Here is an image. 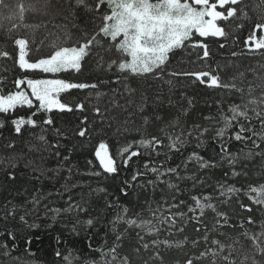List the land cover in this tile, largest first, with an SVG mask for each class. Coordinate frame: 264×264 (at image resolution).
<instances>
[{
  "label": "trees",
  "instance_id": "1",
  "mask_svg": "<svg viewBox=\"0 0 264 264\" xmlns=\"http://www.w3.org/2000/svg\"><path fill=\"white\" fill-rule=\"evenodd\" d=\"M6 2L12 4L16 0H6ZM244 3L247 5L251 19L231 22L233 27L236 24H243V28L233 32V38L236 40L234 46L220 50L210 40L215 55L210 60L201 63H192V61H196L198 50H177L165 70L164 80L170 78L167 75L168 72L207 71L215 69L217 62L226 65L228 60L224 57H228L234 65L238 66V68L228 67L222 70L221 75L225 79L235 71L244 72L245 84L247 81H254L252 70H255L256 76H264V53L249 52L243 44L253 24L259 22L260 12L252 10L259 0H244ZM47 13L46 16L29 14L27 22L45 23L47 31L55 32L61 36L62 30L55 26L62 25L73 38L77 34L78 28L87 27L90 29L93 27L91 22L93 14L86 13L83 8H76L75 0H49ZM6 27H8L7 24H5ZM45 34L44 29L38 32L37 41L42 39ZM9 46L4 29H0V47L7 48ZM231 51H236L238 55L234 58L230 57ZM107 59L106 57L105 60L107 61ZM20 75L21 72L11 60L0 59V78H4L9 87L11 82ZM117 76L120 77V82H117ZM59 78L69 79L75 83L98 85L96 89H72L68 93L62 94V100L73 104V106L75 103H84L86 107L83 111L74 109L73 112L61 113L54 110L52 113H37L34 117L37 121H42L49 115L53 118L54 125L43 126V134L49 143L59 142L61 145L60 157L51 156L47 151L36 153L29 150L31 145L26 142L40 144L35 139L41 134L40 127L35 129L26 127L22 136H17L14 133L11 120L17 116L31 115L35 111L34 108L30 110L24 107L12 113H0V121L4 123V127L0 128V159L15 154L21 155L15 169H8L0 165V209L8 201L18 205L26 204L28 209L27 223H22L19 220V216L24 214L23 211L18 212L15 218L9 217L7 220L0 218V243L8 240L9 246L13 243L16 245L11 252L12 257L20 258L24 264H66L64 257L71 253L72 264H89L93 261L103 264L105 260L111 259L110 255H107L108 250L116 246L119 255H129L133 264H144V260L148 259L150 253L142 250L140 256H136L132 252V249L137 247L136 234L140 230L123 222L114 225L113 221L118 215H124L123 208L125 207L129 210L126 218L134 219L139 215L147 219L150 216L149 205L155 208L158 202L165 199L171 203L174 190L169 189L167 183H162L161 180L178 185L182 193L178 196V200H184L186 205L193 203L190 195H212L214 197L212 202L217 205L218 211L227 214L229 224L234 227L226 226L219 229V232L225 234L223 236L219 235V232H211L209 240L219 239L222 242L230 243L229 237L236 239L244 228L259 230L257 226L264 222V207L255 205L243 194L234 195L227 202H222L217 182L244 189L249 185L264 184V167H262L264 160L255 157L251 161H241L236 165V171L246 172L247 176H232L230 166L226 161H221L219 143L214 139L215 128L218 125L214 120L205 119V117L218 119L221 109L226 112L230 104L240 102L238 94L222 88H210L206 83L193 82L194 78L184 77L174 78L175 88L169 93L168 86L163 81L153 80L151 77L145 80L133 77L128 73L121 74L115 69H108L106 63L98 66L94 59H89L84 64L82 72L62 73ZM127 89H133L135 92L130 96ZM97 92L103 94L99 100L96 96ZM157 93H161L159 98H157ZM142 94L148 98L147 106L142 114L136 110L134 105L123 109L117 107V105H126L128 99L138 103ZM182 94L192 100L191 106L187 99L181 98ZM256 95H259V90ZM169 99L173 101L171 105ZM98 103L104 112L103 117L93 111V106ZM181 109H186V112L182 113ZM143 116L149 117L147 125L144 123ZM156 116L161 119L157 120ZM85 117L88 118L86 126L91 129L89 136L81 138L73 135V129L79 126ZM177 119L179 120L178 125L168 127L170 122ZM126 120L128 123L125 125ZM194 125H199L201 131L203 128H208L209 131L199 135L193 130ZM125 126L129 129L127 133L123 132ZM57 128L64 130L65 135L56 136L55 129ZM118 128H121L120 132H117ZM162 128H167L168 135L173 137L183 132L187 142L182 146L178 145L179 151L170 150L168 147L170 141L165 133L160 131ZM134 129H140V132H136ZM141 134H143V138H150L152 135L159 136L163 144L156 150L141 148L143 154L132 158L127 168L120 167L118 174L108 176L90 174L92 171H100L97 167L98 161L94 157V147L101 138H106L110 151L115 152L118 148L139 140ZM9 139L15 141L14 151L2 147ZM247 147L250 148L251 145L249 144ZM229 148L233 153L241 148L247 151L244 145L235 141L230 143ZM156 151L160 154L156 155ZM149 152H151L150 167L159 166L160 172H164L166 167L179 165V175L190 177L195 173L202 179L206 178V183L193 190L190 179L179 180L176 176L165 175L157 180L156 174L144 167L145 163L149 161ZM193 152L198 153L205 161L217 162L219 166L204 170L200 169L195 161L188 162L185 166V162ZM41 155L44 157L43 162L40 160ZM64 156L68 157L67 161H63ZM117 159L120 160V157ZM30 160L35 161V164L44 172L43 175L34 172L32 167L25 166ZM88 160L93 161L91 166L87 164ZM68 168L72 169L70 178ZM56 169H59V172L55 171ZM8 171L15 172L16 179L14 181L8 179ZM137 171L144 175L138 177L136 181H132L131 177ZM225 173H228V176H225ZM37 176L39 179H36ZM124 181H128L127 194L121 191L122 188H125ZM148 181H156V183L151 185L148 184ZM66 183L67 190L64 187ZM72 185H76V187H72ZM99 188L106 189V191H96ZM33 195L39 197V202L35 205L31 203ZM109 202L118 206L109 207ZM241 204L250 206L252 211L242 209ZM77 205L85 210H79ZM56 209L60 211L57 212ZM174 211L187 212V207L181 206ZM195 215H199V213L197 212ZM2 216L3 212L0 211V217ZM249 216L256 221V225L247 223ZM89 219L93 220L91 225L87 224ZM215 219V213L208 210L203 217L202 224H197L195 221H178L176 227H182V232L175 229L171 233L162 230L158 237L160 240L183 241L187 237L182 248L163 249L161 246L164 264H176L177 261L183 264L187 257L198 256L201 251H204L203 243L194 247L192 241L202 237L204 225L211 228ZM241 223L244 224V228L240 227ZM197 227L201 228L199 233L196 232ZM6 230L15 233V241L3 236ZM120 233H124L123 238L117 241L116 237ZM154 238L157 237H145L146 240ZM240 243L245 250L250 249L249 241L241 237ZM57 252L60 253V256L56 255ZM257 259L262 258L257 257ZM210 261L209 257L199 261L198 264H210ZM0 264H11L10 257L0 254ZM149 264L152 262L149 261Z\"/></svg>",
  "mask_w": 264,
  "mask_h": 264
},
{
  "label": "snow or ice",
  "instance_id": "2",
  "mask_svg": "<svg viewBox=\"0 0 264 264\" xmlns=\"http://www.w3.org/2000/svg\"><path fill=\"white\" fill-rule=\"evenodd\" d=\"M49 0H16L15 3H7L6 0H0V29H4L9 40V47H0V59L11 60L15 67H18L21 75L16 77L9 87L4 78H0V113L8 114L15 112L19 108L27 107L35 109L31 115L17 116L11 120L13 131L17 136H22L26 127L35 129L41 128V134L35 139L40 142L39 145L29 143L30 151L36 153L49 152L51 156L60 157L61 145L59 142L51 144L43 134V126H53L54 120L49 115L42 121H37L34 117L37 113H52L57 110L63 112H73L75 110L83 111L84 103L70 104L62 100V94L68 93L72 89H96L97 84L75 83L69 79L59 78L62 73H80L84 64L89 59H94L98 66L106 63L108 69H115L118 73H128L133 77H140L147 80L151 77L153 80L163 81L168 86L169 93L175 88L174 78H194L193 82L207 84L210 88H222L229 92L238 94L239 103L233 102L229 105L225 112L221 109L218 119L215 117H205L208 120H214L218 127L215 128L214 139L219 143L221 161H226L232 169V176H247L246 172L236 171V165L241 161H251L255 157L264 160V76H256L255 70L254 81H247L245 84V74L241 71H235L232 75L225 79L221 75V71L228 67H236L233 62L228 60L226 65L217 62L216 68L211 70L197 71H173L168 72L170 77L164 80L165 70L171 62V57L175 55L177 50L191 49L197 51L196 61L192 63H201L210 60L215 53L212 49L211 40L218 49H228L236 44L233 38V32L236 29L243 28V24H236L233 27V21L249 20L251 17L247 11V5L244 0H75L76 8H83L86 13L92 15V28H78L77 34L70 35L64 26L56 25L55 27L62 30V36L55 32L47 31L45 23H28L29 14L47 15ZM254 12L259 11V22L253 24L251 31L243 41L244 47L249 52L264 53V0L253 6ZM98 14V15H97ZM5 24L8 27L5 28ZM73 27H76L73 25ZM42 29L46 34L42 39L37 41V33ZM26 33V34H24ZM231 41V44H230ZM236 51L230 52V57H236ZM115 56L116 58H112ZM108 58L107 61L105 58ZM206 67H208L205 64ZM51 77V78H49ZM127 78V77H125ZM117 82L120 77L117 76ZM259 90V95H256ZM131 96L135 90L127 89ZM161 93H157V98ZM103 94L96 93L99 100ZM187 99L189 106L192 104L190 98ZM147 96L141 95L139 102L132 99L126 101V105H117L120 108H126L134 105L139 113H143L147 106ZM173 101L169 99L171 105ZM106 110V109H105ZM93 111L104 116L99 103L93 106ZM186 112V109H181ZM131 115V113H129ZM145 125L149 122L148 116L142 117ZM157 120L161 117L156 116ZM87 117L81 121V124L73 129V135L84 138L88 137L91 129L86 126ZM126 120L124 124L126 125ZM179 124L177 119L170 122L168 127H175ZM248 125V126H246ZM111 126V125H109ZM4 127V123L0 121V128ZM193 130L203 135L209 131L208 128H201L194 125ZM121 128L117 129L120 132ZM140 132V129H134ZM165 133L170 141L168 145L170 150L179 151L178 145L182 146L187 141L184 139V133L171 136L168 135L167 128L160 129ZM123 132H129V129L123 127ZM190 134V133H189ZM55 135L62 137L65 131L55 129ZM232 141L238 142L247 148L239 149L233 153L230 151L229 145ZM202 143V142H201ZM163 141L159 136L152 135L150 138H141L132 141L125 146L118 148L115 152L110 151L109 143L106 138H101L99 143L94 147V157L98 161L97 167L100 171H92L90 174L94 176L118 174L120 167L127 168L129 161L134 157H139L143 153V149L156 150ZM251 145L248 148V145ZM6 150H15V141L7 140L2 145ZM160 153L156 151V155ZM149 161L145 163V169L156 174L157 180L165 175L176 176L179 180L190 179L192 181V189L197 186L204 185L206 178L202 179L195 173L190 177L179 175L180 166L166 167L164 172H160L159 166L150 167L151 152L148 153ZM120 157V160L117 159ZM20 154L11 155L5 159H0V165L15 169ZM40 160L43 162L44 157L41 155ZM68 157L64 156L63 161H67ZM195 161L200 169H210L218 167L219 164L214 161H205L198 153L193 152L188 162ZM88 165H92L93 161L88 160ZM26 167H32L34 172L41 175L44 172L35 164V161H28ZM264 167V165H262ZM55 171L59 172V169ZM69 178L72 175V169H67ZM144 175L137 171L132 175L131 180L136 181L138 177ZM228 176V173H225ZM7 177L14 181L16 175L14 171H8ZM39 179V176L36 177ZM167 183L169 189L174 192L171 196V203L168 200L158 202L153 208L149 205L148 211L150 216L145 219L137 215L136 218H126L128 209L123 208L124 215H118L113 224L123 222L124 224L137 228V247L132 249L136 256H140L141 251L150 253L144 264H164V256L161 250L171 248H182L187 241V237L183 241H172L169 239H158L162 230L172 232L173 229L182 232L183 228H177V222H192L197 224L203 223V217L206 211L211 210L215 213V222L209 228L204 225V234L202 237L193 240L194 247L204 244V251L198 256L187 257L183 264H198L207 258H211L210 264H264V222L260 223L258 231L244 228L241 223L240 227L244 230L236 239L229 237L230 243L222 242L219 239L209 240L211 232H219L223 227H234L229 224V218L226 213L218 211L217 205L212 201V195H190L192 204L186 205L184 200H178L181 189L178 185ZM156 181H148V184L155 185ZM125 188L121 191L127 194L126 188L128 181H124ZM219 195L222 202H227L234 195L243 194L255 205L264 207V184L249 185L246 189L237 188L226 183L217 182ZM65 190L68 189L67 183ZM76 187V185H72ZM96 191L105 192L106 189L99 188ZM39 202V197L33 195L31 203L33 205ZM27 203V202H26ZM109 207L118 206L113 202H109ZM181 206L187 207V212L174 211ZM79 210L84 211L79 205ZM241 208L251 212L250 206L241 204ZM0 211L3 212L4 220L9 217L15 218L16 214L23 211L24 214L19 216L22 223H27L26 216L28 209L26 204H13L11 201L5 203ZM55 211L59 212V209ZM199 215H195V213ZM193 214V215H189ZM92 219L87 221L91 225ZM247 223L256 225V221L249 216ZM34 226V225H33ZM115 231V228L113 229ZM127 231V229H125ZM201 228L197 227L196 232H200ZM124 233L117 235V241L122 240ZM219 235H225L219 232ZM3 236L15 241V233L5 231ZM145 237H157L146 240ZM250 242V249L245 250L240 243V238ZM239 245V246H238ZM16 245L13 243L9 246L8 240L0 243V254L10 257L11 264H24L18 257H12L11 252ZM60 256V253H56ZM110 260H105L103 264H133L129 255H119L117 247L113 246L108 250ZM261 257L262 259H257ZM66 264H72L71 253L64 257ZM89 264H97V262H89ZM176 264H180L179 261Z\"/></svg>",
  "mask_w": 264,
  "mask_h": 264
}]
</instances>
